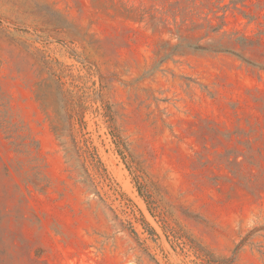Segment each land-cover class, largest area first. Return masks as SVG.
<instances>
[{
  "label": "rangeland",
  "instance_id": "1",
  "mask_svg": "<svg viewBox=\"0 0 264 264\" xmlns=\"http://www.w3.org/2000/svg\"><path fill=\"white\" fill-rule=\"evenodd\" d=\"M115 3L0 0V264H264V0Z\"/></svg>",
  "mask_w": 264,
  "mask_h": 264
},
{
  "label": "trees",
  "instance_id": "2",
  "mask_svg": "<svg viewBox=\"0 0 264 264\" xmlns=\"http://www.w3.org/2000/svg\"><path fill=\"white\" fill-rule=\"evenodd\" d=\"M111 1L116 5L115 0ZM250 1L228 0L227 3L226 0H142L139 5H133L132 0H118L123 7L121 16L126 21L145 25L155 32L186 28L193 34L203 33L204 37L218 34L224 29L230 10L238 11L249 23L257 21L259 25H263L258 17L243 10ZM262 3L263 0H257L256 5ZM227 261L220 264H227Z\"/></svg>",
  "mask_w": 264,
  "mask_h": 264
}]
</instances>
